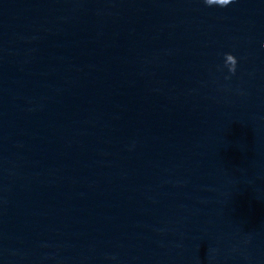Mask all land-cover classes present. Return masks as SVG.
<instances>
[{
    "label": "clouds",
    "instance_id": "1",
    "mask_svg": "<svg viewBox=\"0 0 264 264\" xmlns=\"http://www.w3.org/2000/svg\"><path fill=\"white\" fill-rule=\"evenodd\" d=\"M234 0H204V3L207 6H219L221 8L228 6L229 4L233 3ZM224 61L225 65L228 68V71L231 74H235L236 66H237V58L232 53H225L224 54Z\"/></svg>",
    "mask_w": 264,
    "mask_h": 264
}]
</instances>
